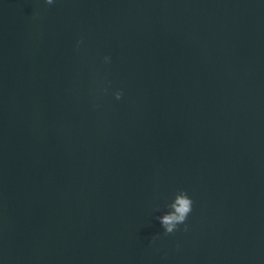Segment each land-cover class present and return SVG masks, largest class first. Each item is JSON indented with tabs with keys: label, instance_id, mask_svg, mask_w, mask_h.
I'll return each mask as SVG.
<instances>
[{
	"label": "water",
	"instance_id": "95a60500",
	"mask_svg": "<svg viewBox=\"0 0 264 264\" xmlns=\"http://www.w3.org/2000/svg\"><path fill=\"white\" fill-rule=\"evenodd\" d=\"M0 264H264V0H0Z\"/></svg>",
	"mask_w": 264,
	"mask_h": 264
},
{
	"label": "clouds",
	"instance_id": "9594fccd",
	"mask_svg": "<svg viewBox=\"0 0 264 264\" xmlns=\"http://www.w3.org/2000/svg\"><path fill=\"white\" fill-rule=\"evenodd\" d=\"M45 5H53L56 0H43ZM82 41H77L76 47L79 48ZM103 62L108 64L111 62V57L105 55ZM107 91V88L103 89ZM116 100H120L123 96V90L117 89L113 93ZM95 106V105H94ZM194 201L189 193L184 189H177L170 200L164 205L162 213L156 217L163 230L164 235L174 233L181 225L187 231L188 225L186 223L189 214L193 211Z\"/></svg>",
	"mask_w": 264,
	"mask_h": 264
}]
</instances>
